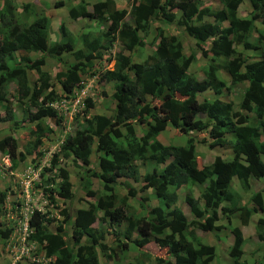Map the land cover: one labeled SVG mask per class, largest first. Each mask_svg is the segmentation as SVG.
<instances>
[{
    "label": "trees",
    "instance_id": "16d2710c",
    "mask_svg": "<svg viewBox=\"0 0 264 264\" xmlns=\"http://www.w3.org/2000/svg\"><path fill=\"white\" fill-rule=\"evenodd\" d=\"M201 1L129 0L123 7L119 0H79L68 9L70 19L89 18L105 26L97 36L83 35L79 46L62 23L58 28L68 37L52 43L50 19L41 12L30 22L17 23L13 16L16 6L3 0L0 108L4 113H0V123L7 122L11 133L0 137V152L8 156L11 169L29 156L34 160V154L41 158V147L57 128L62 129V117L50 103L69 98L93 75L98 82L110 83L111 88V114L84 116L81 126L59 142L42 172L41 194L50 193V198L54 192L63 201L59 209L63 219L54 230L38 221V213L34 218L33 237L51 258L46 264H101V254L112 259L120 254L118 249L137 251L150 242L167 256L144 252L145 259L137 264L146 260L155 264H210L216 257L215 247L203 243L196 231L216 233L226 228L232 235L228 246L231 264H248L243 258L247 239L241 226H247L254 213L259 214L254 233L258 242H264V0H248L250 9L245 16L238 12L245 0H216L218 6L213 8L201 6ZM32 5L21 4L24 10ZM172 24L194 40L188 55L182 38L168 32ZM254 33L257 38L252 41ZM146 43L152 52L144 61L135 62L133 56ZM37 52L41 55L33 58ZM64 52L71 53L74 61L64 62ZM197 53L207 61L203 79L189 71ZM49 58L61 66L54 75L43 69ZM112 60V68H106ZM220 70L228 75L227 80L220 76ZM34 74L37 77L31 80ZM240 83L245 86L235 105L225 96ZM99 92L107 95L104 90ZM205 92L214 97L200 99ZM93 101L91 97L84 99L83 114H88ZM16 107L22 109L20 120L15 117ZM134 125H144V132L137 136ZM168 126L190 135L185 145H165L156 139ZM17 131H23L22 148L14 135ZM196 134L202 138L197 140ZM197 141L209 148H229L233 157L215 156L209 164H199ZM93 145L94 165L90 162ZM70 157L83 168L78 177L80 188L95 198L76 210L71 207L76 196L70 174L57 166L60 158ZM140 166L146 168L142 174ZM45 171H54L53 177ZM93 177L101 182L100 193L92 189ZM119 178L141 185L127 186V193L119 200L114 192ZM233 178L240 183V191L231 188ZM255 181L263 187L253 192ZM13 183L9 179L0 188L2 217ZM147 190H152L158 201L152 208L143 203L147 197L137 198L139 192ZM181 191L190 218L177 205ZM246 193L250 195L245 202L242 198ZM129 197L137 198L139 212H129L125 204ZM98 218L115 229L117 245L106 242L105 229L92 226ZM221 218L225 224H220ZM233 218L237 225H232ZM8 233L9 228L0 221V243Z\"/></svg>",
    "mask_w": 264,
    "mask_h": 264
},
{
    "label": "rangeland",
    "instance_id": "374dc122",
    "mask_svg": "<svg viewBox=\"0 0 264 264\" xmlns=\"http://www.w3.org/2000/svg\"><path fill=\"white\" fill-rule=\"evenodd\" d=\"M16 7L13 10L14 12V20L19 24H25V22H30L33 20V18L36 16L37 12H41L49 17L50 19V27H49V37L52 43L56 41L63 40L66 41L68 34L62 35L60 31V24L62 23L66 29L69 31V36L76 39L77 44L80 46L81 40H83V35L88 36L94 34V36H97L99 33L105 30V26L102 25L99 21H94L93 19L89 18H79V19H70L68 16V9L75 5L79 0H10ZM90 3L94 2L95 0H88ZM57 2H60V4L55 5ZM30 3L32 5V9L24 10L21 6V4ZM3 5V0H0V8ZM129 5V0H119V6L127 7ZM201 6H207V7H217V1L216 0H202L200 3ZM88 9L91 10L90 5L88 6ZM250 9V5L248 3V0H245L243 3H241L238 6V12L240 15L245 16L248 14V11ZM27 13V14H26ZM8 15V13H7ZM126 19L130 20V18L127 16ZM259 23L256 22V26L258 27ZM262 27V30L264 31V27ZM1 28V25H0ZM168 32L174 33L178 36H180L184 42V52L188 55L192 48H194V40L184 35L178 28H175L174 25L168 26ZM257 34L254 33L251 37L252 41L256 40L257 37H255ZM184 36V38L182 37ZM254 38V39H253ZM150 37H148L149 41ZM119 50V44L116 42L115 44V51L117 52ZM152 52V48L149 45V43L142 46L138 52L137 55L133 56V60L135 62H142L145 60L148 54ZM246 52H252L251 50H248ZM137 53V51H136ZM41 55V53L32 54L33 58H37ZM62 58L64 62L74 61L71 53L64 52L62 54ZM12 64V61H10ZM207 61L206 59H203L199 53H197V58L194 63H192L189 67V71L193 74V76L197 79H203L204 78V70L206 68ZM113 66V62L110 63L109 68L111 69ZM61 66L56 62L55 59L49 58L46 61V64L43 66V69L51 73V75H54V73L60 68ZM33 73V72H31ZM220 76L224 79H228V75L223 71L220 70ZM37 74H34L33 76H30L31 80L36 79ZM88 86L90 88V96L94 100V105L88 109V114H83L82 117H76L73 118L69 124H65V126H62L61 128H57L53 134L49 136L50 140L46 141L45 145L41 147V151L43 152V156L41 158H38L36 154H34V160H32V156L28 157L25 161H22L18 168L12 169L14 170V173H21L24 169L27 167H33V165L38 168V172L41 173V171H44L45 166H48L49 160L52 156V153L54 151H57L58 144L60 140L65 136V134H72L76 129H78L83 121L84 116H90L93 114H105L109 115L111 114V108L113 107L112 100L110 98L111 88L110 83L107 82H98L96 79H94L93 82L87 81ZM55 89L58 93L61 92L60 85L58 82H55ZM245 83H240L232 87L230 90V93H226L225 98L232 100L235 105L240 99V96H242V92L244 89ZM14 90V85L10 87L11 93ZM104 90L107 95L103 96L100 94L99 91ZM202 96L209 97L208 99H212L210 97L209 92H205L204 94L200 95L199 98L202 99ZM222 98V97H220ZM223 99V98H222ZM0 113L3 114L2 108H0ZM15 117L16 119L20 120L22 118V109L20 107L15 108ZM135 133L137 136L141 135L144 132L145 126L141 125H134ZM23 131H17L15 135L17 136L19 146L25 145V141L20 138V135ZM11 133L9 131L8 123L3 122L0 123V137ZM197 135V140L202 138V135ZM114 136V135H113ZM190 135L180 133L177 129L172 128L171 126H168L164 131L159 133L156 136V139L165 144V145H185L186 140ZM115 137V136H114ZM117 139H122V137H115ZM195 151L198 155V163L199 164H209L215 156H221L224 159H231L233 157V152L229 148H223L220 146H215L213 148H209L207 146V143L203 144L197 141V144L195 145ZM31 159V160H30ZM264 160V157L262 158ZM95 160V145H93V152L90 157V162L92 165H94ZM35 161V162H34ZM57 166H61L64 169H66L70 174V181L73 184V192L75 194V198L71 202L72 210H76L78 207L86 206L87 202L94 201V198L87 196L84 191L80 188L79 179L78 177L82 174V167L77 166L72 162L71 157L68 159L60 158ZM9 169V166H7ZM89 167V166H88ZM146 171V168L143 166H140V173H143ZM4 172L8 173V170L4 169ZM54 171H45L46 176L53 177ZM14 177V175H12ZM42 177V176H41ZM92 183V189L101 192L102 186L101 182L93 177L91 178ZM263 181L262 179H260ZM1 186L4 187L6 185V181L4 179H0ZM43 183V177L39 185H32L33 190L36 193L37 196H41L42 200H46V195L43 196L41 194ZM134 186L137 188L139 183H136L132 181V179L127 178H119L117 179V182L115 183V189L114 192L117 193L120 198L127 193V186ZM262 185L255 181L252 188L253 190H258ZM231 188L234 190L240 191V183H238V180L236 178H233L231 180ZM194 193L197 194V190L194 189ZM140 195H143L147 197L146 207L152 208L155 206V204H158V201L153 193L152 190L142 193L139 192L137 194V198H139ZM248 195L250 194H243L242 200L245 201L248 198ZM264 195V194H263ZM136 197H129L125 200V204L130 207L129 212H139L140 206L139 202ZM143 202V203H144ZM59 204L63 205V201ZM177 205L182 207L184 212L190 217V212L188 209L187 204L184 201V192L181 191V193L178 195V201ZM102 214L100 213V216ZM259 217V214H252L250 222L247 226H241L243 227L245 239H247V242L244 244V255L243 258L246 259L248 264H256L258 260H262L261 264H264V242L260 243L258 242V239L254 233V225L256 219ZM3 217L0 216V220H2ZM225 219L221 218L219 220L220 224H225ZM238 221L232 219V225H237ZM93 227L100 226L103 229H105L106 235V242L108 244L117 245L115 244L114 238H115V230H113L112 226H109V224L106 221H101L100 218H98L92 225ZM124 227V223L121 224L120 228L121 230ZM226 228V227H225ZM197 235L200 236L201 241L203 243H208L210 245H213L216 250V257L215 260H213L210 264H231L228 256V240L230 239L232 243V235L230 234L229 228L223 229L221 231H218L216 233L212 232H204L201 230L196 231ZM2 243V242H1ZM0 243V247H1ZM258 248V249H256ZM120 254L118 256L112 257V259H106L105 257H102V254L100 255V262L101 264H137L138 261H142L145 259L144 252H148L149 254L158 255L166 257V251L162 249H158L156 244L154 242H150L147 245H145L140 250H120L118 249ZM1 259V257H0ZM2 260V259H1ZM0 260V261H1ZM0 264H5V262L1 261ZM144 264H155L152 260L146 262Z\"/></svg>",
    "mask_w": 264,
    "mask_h": 264
},
{
    "label": "built area",
    "instance_id": "2783aa9c",
    "mask_svg": "<svg viewBox=\"0 0 264 264\" xmlns=\"http://www.w3.org/2000/svg\"><path fill=\"white\" fill-rule=\"evenodd\" d=\"M111 62L106 68H109ZM96 77L97 75H93L88 81L93 82ZM89 91L90 88L86 83L85 86L75 89L69 98L50 103V106L62 117V126L69 124L73 118L83 116L84 99L91 97ZM4 163L6 166L9 165L7 159ZM10 174L14 175L12 178L14 190L13 195L4 203L5 213L1 222L4 223L5 228H9V233L1 243V258L5 264H46L51 258L45 254L40 243L33 237L34 218L38 213V221H44L47 228L54 229L63 216L59 213L57 203L49 202V199L41 202V198L34 192L32 185L40 179L38 170L27 167L21 173L10 172ZM47 204L48 210H45Z\"/></svg>",
    "mask_w": 264,
    "mask_h": 264
},
{
    "label": "clouds",
    "instance_id": "9594fccd",
    "mask_svg": "<svg viewBox=\"0 0 264 264\" xmlns=\"http://www.w3.org/2000/svg\"><path fill=\"white\" fill-rule=\"evenodd\" d=\"M56 3V2H55ZM75 4H77V3H75ZM113 64H114V61H113ZM15 135V134H14ZM66 135V134H65ZM15 137H17L16 135H15ZM65 137V136H64ZM63 137V138H64ZM63 138L60 140V142L63 140ZM196 145V144H195ZM21 146H23V145H21ZM1 153V152H0ZM30 157V156H29ZM8 160V163H9V165H7V166H9V169H8V167L5 165V163H4V161L5 160ZM31 160V159H30ZM32 169H36V170H38V168H36L34 165H33V167H31ZM4 169L5 170H8V173L7 172H4ZM14 169H16V168H14ZM10 172H13L14 173V170H12L11 169V167H10V160H9V158H8V156H5V155H2V157L0 158V173L1 174H3V175H6L9 179H12V178H14V177H12V175L10 174ZM42 172L43 171H41V173H39V177H40V179H39V181L37 182V181H35L34 182V185H39L40 184V182H41V180H42ZM45 173V172H44ZM15 174H17V173H15ZM142 174V173H141ZM130 180V179H129ZM133 181V180H132ZM6 183H7V181H6ZM137 183V182H136ZM130 185V184H129ZM134 187V186H133ZM4 188V187H3ZM15 189H16V187H15ZM13 190H14V184H11V185H9V190H8V197L6 198V201H7V199L9 198V196H12L13 195ZM149 190H147V191H143V192H141V194L142 193H145L146 194V192H148ZM50 194V193H49ZM49 194H47L46 195V199H49V202H53V203H57L58 204V210L61 208V207H63V205H60L59 204V197H57L56 196V194H54V192H53V194L51 195V197L50 198H48V195ZM43 195V194H42ZM43 196H45V195H43ZM38 197H40L41 198V196H38ZM54 198H56V200L54 199ZM11 199V198H10ZM94 200H95V198H94ZM40 201L42 202V198L40 199ZM62 200L60 199V202H61ZM6 203V202H5ZM186 203V202H185ZM187 204V203H186ZM144 205H146V202H144ZM156 205V204H155ZM4 206V205H3ZM46 206V209L45 210H48V204L47 205H45ZM188 206V205H187ZM188 208H189V206H188ZM4 209V208H3ZM181 209V208H180ZM182 210V209H181ZM48 212V211H47ZM189 212H190V210H189ZM59 213H60V211H59ZM190 215H191V213H190ZM63 219V218H62ZM62 219H60L59 221H58V224L60 223V221H62ZM1 221V220H0ZM57 224V225H58ZM56 225V226H57ZM56 228V227H55ZM54 228V229H55ZM49 229V228H48ZM54 229H50V230H54ZM113 230H115L114 228H113ZM1 254H2V252H1ZM0 257H1V255H0ZM2 259V258H1ZM0 259V260H1ZM1 261H3V259L1 260ZM1 261H0V263H1Z\"/></svg>",
    "mask_w": 264,
    "mask_h": 264
},
{
    "label": "crops",
    "instance_id": "0c3cea01",
    "mask_svg": "<svg viewBox=\"0 0 264 264\" xmlns=\"http://www.w3.org/2000/svg\"><path fill=\"white\" fill-rule=\"evenodd\" d=\"M11 2V1H10ZM12 3V2H11ZM90 10V9H89ZM35 54H39V52H37V53H35ZM21 148H22V146H20ZM2 157V154L0 153V158ZM0 179H4L5 181H8L9 180V178L6 176V175H3V174H1L0 173ZM261 185H262V183L261 182H259ZM0 186H1V183H0ZM263 187V185L258 189V190H261V188ZM0 188H3V187H0ZM253 189V188H252ZM253 192H255V191H257V190H252ZM247 200V199H246ZM246 200H245V202H246ZM180 207V206H179ZM181 209H182V211L184 212V210H183V208L182 207H180ZM189 209V208H188ZM184 214L187 216V218L189 217L185 212H184ZM190 217H191V215H190ZM189 217V218H190ZM241 230H242V232H243V234H244V231H243V227H241ZM231 245V241H230V239L228 240V243H227V246H230ZM230 260V259H229Z\"/></svg>",
    "mask_w": 264,
    "mask_h": 264
}]
</instances>
